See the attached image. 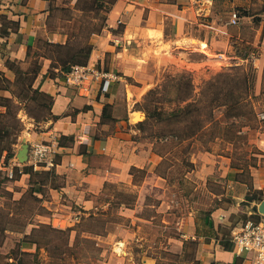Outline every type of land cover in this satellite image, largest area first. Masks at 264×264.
<instances>
[{
  "label": "crops",
  "instance_id": "0c3cea01",
  "mask_svg": "<svg viewBox=\"0 0 264 264\" xmlns=\"http://www.w3.org/2000/svg\"><path fill=\"white\" fill-rule=\"evenodd\" d=\"M54 2L0 0V72L14 81L16 75L7 61L23 66L40 42L75 47L90 42L88 64L107 65L120 79L106 93L95 84L90 94H80L65 78L53 76L52 60L41 55L42 69L33 87L48 94L37 98L48 117L40 131L34 129V119L25 118L27 129L19 134L15 152L18 157L25 143L52 138L58 141V154L51 168L36 169L31 175L25 166L17 178L8 176L13 164L4 162L0 174H5V182H12L8 188L14 201L22 202L30 192L39 198L41 211L54 210V220L67 221V226L80 223L82 214L95 215L100 206L108 215L115 211L120 221L101 236L105 244H98L107 247L98 264H254V255L240 250L233 238L248 220L264 219L257 209L264 199V124L249 123L244 116L225 118L221 124L235 123L232 139L221 134L205 140L195 135L146 136L141 123L147 116H136L139 112L131 105L143 89L127 79L151 80L147 74L151 64L165 68L183 59L214 61L204 53L205 44L218 58L233 60L241 58L235 46L251 44L259 54L252 62L256 81L250 98L255 108H264V0H111L104 28L89 33L53 24ZM233 12L239 16L237 25L229 23ZM190 21L197 22L192 30ZM231 36L240 43L232 44ZM167 45L172 49L170 57L163 49ZM193 54L198 58L192 59ZM1 91L0 95L14 97L9 90ZM106 105L109 115L104 116ZM244 146L256 148L254 162L239 163L236 151ZM168 159L169 168H164ZM19 162L14 164L21 167ZM176 162L185 167L178 184L170 178ZM134 168L143 180L136 179ZM34 175L50 182L43 178L25 182ZM151 190L157 199L153 202L147 201ZM174 191L184 194L185 200L170 199ZM118 192L133 193L134 200H120ZM108 193L116 199L100 203L98 198ZM31 224L33 220L21 231L27 238L21 245L22 255L38 247L30 238L33 228L27 229ZM41 224L48 225L34 226ZM169 254L176 259L168 262Z\"/></svg>",
  "mask_w": 264,
  "mask_h": 264
},
{
  "label": "rangeland",
  "instance_id": "374dc122",
  "mask_svg": "<svg viewBox=\"0 0 264 264\" xmlns=\"http://www.w3.org/2000/svg\"><path fill=\"white\" fill-rule=\"evenodd\" d=\"M110 5L111 0H78L77 2H74V4L71 3V0H55L54 6L52 7L53 15L51 21L57 26L63 25L65 29L67 28L70 32L78 30L87 33L91 30L98 31L106 24V17ZM205 47L206 52L204 53H208L210 57H214L215 54L207 49L206 44ZM48 53H50L48 46H45L44 41L40 42V47L32 50L31 56L28 58V63L23 64V66H25L24 68L30 67L31 64L37 60L41 62V55ZM191 57L192 59L198 58V56L194 54ZM223 58L224 59L220 60L214 59V61L200 60L194 63H188L186 59H183L178 60L173 66H165V68H162L161 65L156 66L151 64L147 68V74L151 77V80L139 82L133 78H128L127 82L130 85L143 89V92L136 96L134 101L131 102L133 109L138 110L139 118H144L145 114L147 116L149 110L155 109V107L170 111L178 106H185L191 101L195 104L193 105V117L191 120L195 121L197 124L193 121H183L169 125L166 120L158 122L153 120V123H150V125L145 127V135L160 137L163 134L174 135V133H178L179 135L184 136L191 129H188V127L193 128L199 126L201 129L194 133L193 136H200L199 138L201 140H205L206 138L215 139L214 136H219L220 134L226 136L227 139L234 138L235 123H230V125H228V123L227 125L221 124V122L226 121V112L228 111L226 109L227 107L219 106V104L227 100L225 95H227L230 89H234L236 92L243 89L238 83H240L246 75L249 74V76L253 78L254 86L256 81V69L252 62L257 58L254 61L242 57L239 60H233V57L231 56H223ZM104 67L107 68V65H104ZM0 84L2 83L0 82ZM14 90L17 95L21 91L18 86H14ZM218 92L220 95L224 96L221 101L215 102L213 101L214 94ZM0 94H3V92L1 91ZM190 94L191 96H189L187 100L184 101L182 99L183 96ZM29 95L31 96L32 92H30ZM24 96L25 95L19 94V97H12L13 101L11 102L12 107L17 114L20 134H23L27 129L25 121L26 117L34 119V129L40 131L44 128V120L48 117V110L37 107L39 102L36 99L33 100L31 97ZM246 102L247 103H245L244 106L246 114L244 115L243 120L249 123L256 122L264 124V121L259 118V113L264 110V108H255L254 105H252L251 98ZM3 110L4 108L0 107V117L1 111ZM232 111L233 109H231L228 114L230 115ZM141 112L144 113L143 117L140 116ZM3 118L4 122H7L10 116H5ZM227 119L230 121L233 117H227ZM208 124H210L209 129L205 130V133L202 134L204 131L203 126H207ZM240 140L241 142L243 141L242 138H240ZM215 142L217 143L216 147L219 149V142ZM15 149L16 144L13 145V150L15 151ZM166 149L167 148L163 146V150L165 151ZM255 150L256 148L251 146H244L242 150H237L236 153L240 152L237 157L239 158V163L254 162V159L252 158H254L253 151ZM178 154V157L180 158L183 156L181 150ZM14 157L10 160L13 165L9 166L12 167L13 170H15L18 165L14 164V162L18 163L19 160L16 154ZM169 160L170 159L164 162V168L165 166H168L169 168V164L171 163ZM19 163L21 166L19 168L25 166H28L27 168H29L31 166L29 162ZM184 168L185 167L181 165V162H176L172 167L170 178L176 184L179 183ZM34 170L36 169L34 168ZM135 174L137 180L144 179L141 172L135 170ZM4 175L5 174L2 173L0 174V227L6 225V227L11 228L13 231L7 232L6 235L5 233L0 232V241L3 242L0 245V264H13L14 262H17L18 264L99 263V260L102 258L101 254L103 249L104 247H107L98 244H105L102 243L100 238L101 236L106 235L107 228L112 229L115 227L114 223L120 221V218L116 215L117 213L115 211L108 215L103 211L104 209L102 206H100V210H96L95 215L93 213L87 215L82 214L80 215L82 217V220H79L80 223L75 221L74 224L67 226V221H62L59 218L54 220V210L48 209V211H41L39 208L41 205L39 198L30 195V192L25 194L26 196L22 202H15L14 200L16 199L13 197L11 189L8 188L9 186H12V182H5L3 178ZM43 177L34 175L33 179L30 177L26 179L25 182L30 184L31 181L34 182V180H41ZM43 179L50 182L49 178L45 177ZM148 181L150 180L148 179ZM119 190L123 189L120 188ZM28 191H30V189H28ZM150 192H153V195L148 196L147 201L153 202L156 199L155 192L154 190H151ZM46 193L45 197L48 198L49 196ZM169 194L170 199H175V201L185 200L184 194L182 195L177 191ZM174 195L176 196L174 197ZM108 198L116 199V197L112 195L109 196L108 193V195L100 196L98 201L100 203H105V199ZM117 198L125 201H133L134 195L133 193L118 192ZM46 207L49 208L48 206ZM31 220H33L34 224L29 225L27 228L28 230H32L33 228L30 238L36 239L40 245L39 248L37 247L33 252L28 251L30 255H22L21 245L27 241V238L21 231L27 226V223L30 224ZM109 221L112 222L109 223ZM39 222L48 223V225L41 224L40 226L35 227L34 225L39 224ZM62 225L63 227H61ZM71 226L76 230H68L67 232L59 231L60 229H69ZM166 257L169 259L168 262L176 259V257L171 256V254L166 255Z\"/></svg>",
  "mask_w": 264,
  "mask_h": 264
},
{
  "label": "trees",
  "instance_id": "16d2710c",
  "mask_svg": "<svg viewBox=\"0 0 264 264\" xmlns=\"http://www.w3.org/2000/svg\"><path fill=\"white\" fill-rule=\"evenodd\" d=\"M103 27L104 26H102V28ZM44 44L45 46H48V49H50V53L45 54V56L52 60L51 70H50L51 74L53 76L59 75L60 77L63 78H65V74L69 72L73 66L87 65L89 63L90 56L93 50V44H91L90 42H87L82 47H75L69 44L53 43V42H45ZM235 48L239 56H241L242 58H247V54L251 49V46L237 45L235 46ZM30 52L31 49H29L28 55ZM7 66L15 73L16 79L14 81H11L9 78H7L4 74L0 72V82L2 83L0 84V90H9L14 97H19V94H22L25 95L24 97H31V99L33 100L35 99L37 100L39 95H48L46 93L40 92L39 90L33 87L34 81L42 69L41 62L37 60L33 62L30 67L24 68L17 61L8 60ZM253 81H254L253 78L250 77L248 74L243 78V80H241L240 83H238L239 86L244 90L242 89L239 92H236L234 89H230L227 95H225L227 100L225 102H221L219 106L227 107L226 109L228 112L231 109H233L230 115L228 114V112H226V118L241 117L246 114L244 111V106L245 103H247L246 101H248V99L251 96ZM13 85L18 86L20 88L21 91L18 95L14 90ZM30 92H32L31 96L29 95ZM189 96H191V94L183 96L182 99L185 101ZM223 96L220 95V93L218 92L214 94L213 101L215 102L221 101L223 99ZM0 101H2L0 102V105L6 108V111L1 112V117H0V161L4 156L5 164L9 165L11 158H13L16 154L15 151L13 150V145L17 142V138L20 134V130L18 125L17 114L15 113L11 104V102L13 101L12 98L0 95ZM193 105L195 104L194 102L191 101L187 103L185 106H178L177 108L172 109L170 111H166L163 108L159 109V107H155V109L149 110V112L147 113V119L144 122H142L141 125L145 128L146 126L150 125V123H153L152 122L153 120L156 122L166 120L167 124L169 125H173L175 123H180L183 121L191 122L193 121L191 120V118L193 117L192 116L193 107H194ZM108 106L109 105H106L104 108V112H103L104 116L109 115ZM5 116H10L7 122H4L3 117ZM193 122L195 123V121ZM189 128L191 129L184 136L179 135L178 133H174V135L178 137H191L193 136L194 133H196L199 129H201L199 126H195L193 128L188 127V129ZM161 136H165V134ZM133 170L135 171L137 169L134 168ZM24 171L31 173V175L36 173L32 166H30L29 168H25ZM21 172H23V170H21V168L19 167H16L14 177L17 178L18 175L21 174ZM50 173L51 171L47 172V174ZM8 230H12V229L6 227V225L0 227V232L5 233V235ZM68 230L71 231L72 228L66 230L60 229L59 231L67 232ZM35 241L38 244V248H39L40 245L39 242L36 239ZM2 243L3 242L0 241V245Z\"/></svg>",
  "mask_w": 264,
  "mask_h": 264
},
{
  "label": "built area",
  "instance_id": "2783aa9c",
  "mask_svg": "<svg viewBox=\"0 0 264 264\" xmlns=\"http://www.w3.org/2000/svg\"><path fill=\"white\" fill-rule=\"evenodd\" d=\"M230 24L237 25L239 16L237 12H233L229 20ZM197 22L190 21L189 28L192 30ZM232 44L240 43L239 39L231 36ZM251 46L247 54V59L254 61L257 58L258 50L255 46ZM120 76L117 72L105 68L102 65H75L69 72L65 74V81L68 85L77 89L80 94L88 95L91 93L93 85L98 86V90L102 93L109 91L110 86L119 80ZM260 120L264 121V110L259 113ZM58 141L55 139L31 142L29 145L28 162L35 168H51L55 165V158L58 154ZM4 161H0V169H3ZM8 176L14 178L15 170H8ZM234 242L242 251L252 253L254 255V264H264V219L248 220L242 230L234 235ZM13 264H18L14 262Z\"/></svg>",
  "mask_w": 264,
  "mask_h": 264
},
{
  "label": "water",
  "instance_id": "95a60500",
  "mask_svg": "<svg viewBox=\"0 0 264 264\" xmlns=\"http://www.w3.org/2000/svg\"><path fill=\"white\" fill-rule=\"evenodd\" d=\"M141 116H144V114H141ZM28 151H29V144L25 143L22 147V149L18 153V158L21 162H27L28 160ZM258 211L264 215V199L258 206Z\"/></svg>",
  "mask_w": 264,
  "mask_h": 264
},
{
  "label": "bare ground",
  "instance_id": "6f19581e",
  "mask_svg": "<svg viewBox=\"0 0 264 264\" xmlns=\"http://www.w3.org/2000/svg\"><path fill=\"white\" fill-rule=\"evenodd\" d=\"M165 50V54L166 56L170 57L171 56V53H172V49L170 48V46H164L163 48ZM212 58V57H211ZM213 59H216V60H220V59H224L223 57L222 58H217L216 56L213 57ZM139 114L136 113V116H138ZM120 245V244H119ZM124 245V244H123ZM118 246V245H117ZM120 247V246H118ZM117 249V248H116ZM122 249V248H121ZM121 252V251H120Z\"/></svg>",
  "mask_w": 264,
  "mask_h": 264
}]
</instances>
